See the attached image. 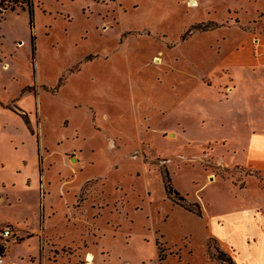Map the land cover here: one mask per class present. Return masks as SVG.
<instances>
[{
    "label": "rangeland",
    "instance_id": "374dc122",
    "mask_svg": "<svg viewBox=\"0 0 264 264\" xmlns=\"http://www.w3.org/2000/svg\"><path fill=\"white\" fill-rule=\"evenodd\" d=\"M18 1L0 14L9 264H39L42 187L46 264H264V68L238 65L264 0Z\"/></svg>",
    "mask_w": 264,
    "mask_h": 264
},
{
    "label": "crops",
    "instance_id": "0c3cea01",
    "mask_svg": "<svg viewBox=\"0 0 264 264\" xmlns=\"http://www.w3.org/2000/svg\"><path fill=\"white\" fill-rule=\"evenodd\" d=\"M253 38H254L252 40V42H253V44H252L253 48L252 49L253 50L251 49V53H252L251 57L253 59H251L250 57L248 59L246 56H244L243 59H246V60H242L243 51H240L239 58H238V65H241V66H250V65H252V66H255V67L259 68V71H260L261 68H264V46L261 45V43L264 42L263 33L257 32V33H255L253 35ZM235 49L239 50V48L235 47V46H231V47H224L223 46L222 51H221V54H222L221 58L223 57V59H224L222 61V65L223 66H228V65H231V64L233 65V63L236 62V61H234V59H232L230 57L228 58L229 54L234 52ZM255 100L256 101H258V100L264 101V97H260L259 96ZM41 183H42V177H41V171H40V184ZM39 222H40V230L35 232V233L30 234V236L37 235L38 238H39V253H38L37 257H32L31 259L33 261L38 259L39 264H46V261H48V259H46L45 257H42L43 253H44V245H43V237L41 236L40 233L44 231V227H43L44 221H43V216H42L41 213H40ZM18 234H19V231H18ZM30 236H28L26 238H29ZM4 256H5V259L7 261V264H9V262L7 260V257H6V254ZM88 263H89V261L87 260V263H85V264H88Z\"/></svg>",
    "mask_w": 264,
    "mask_h": 264
},
{
    "label": "trees",
    "instance_id": "16d2710c",
    "mask_svg": "<svg viewBox=\"0 0 264 264\" xmlns=\"http://www.w3.org/2000/svg\"><path fill=\"white\" fill-rule=\"evenodd\" d=\"M19 2L20 1L18 0H1L0 1V14L2 15L1 17H3V13H5V11L7 10L6 3H11L10 8L14 10L15 5ZM27 4H28V10L30 11V14L33 16V7H34L33 1L27 0ZM31 23H33V20L31 21ZM34 38L35 37L33 36V40ZM39 146H41L40 139H39ZM163 181H164L165 189H166V192L169 198H171V196L173 195H176L178 196L177 202L180 204L181 207H184L188 211L195 213L198 216L203 215L202 207L198 202H185L186 201L185 198L181 196L180 193L175 188H173V186L171 185V178H170L169 171L167 168H165V176H163ZM44 195H45V191H44V188L42 187L41 188V201H40V210H41L42 216H43V211H44ZM179 201H182V202H179ZM6 248H7V245L3 242H0V255L2 254L5 255L4 253H5ZM228 259H229L230 264H235L230 257H228Z\"/></svg>",
    "mask_w": 264,
    "mask_h": 264
},
{
    "label": "built area",
    "instance_id": "2783aa9c",
    "mask_svg": "<svg viewBox=\"0 0 264 264\" xmlns=\"http://www.w3.org/2000/svg\"><path fill=\"white\" fill-rule=\"evenodd\" d=\"M8 239L11 240V242H16L19 239L18 231L14 226H8L0 230V241L8 242L7 244H9L10 241ZM0 264H7V261L3 254L0 255Z\"/></svg>",
    "mask_w": 264,
    "mask_h": 264
},
{
    "label": "bare ground",
    "instance_id": "6f19581e",
    "mask_svg": "<svg viewBox=\"0 0 264 264\" xmlns=\"http://www.w3.org/2000/svg\"><path fill=\"white\" fill-rule=\"evenodd\" d=\"M191 4L192 5H198V3L195 0H192ZM158 60L159 61H157V63H160L161 62L160 59H158ZM94 259H95V255L92 252L88 253V261L93 262Z\"/></svg>",
    "mask_w": 264,
    "mask_h": 264
}]
</instances>
